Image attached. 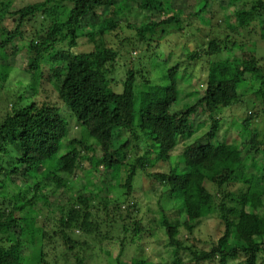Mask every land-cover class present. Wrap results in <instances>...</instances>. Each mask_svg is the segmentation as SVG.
I'll list each match as a JSON object with an SVG mask.
<instances>
[{
    "label": "trees",
    "instance_id": "1",
    "mask_svg": "<svg viewBox=\"0 0 264 264\" xmlns=\"http://www.w3.org/2000/svg\"><path fill=\"white\" fill-rule=\"evenodd\" d=\"M15 1L0 0V264H50L56 248L85 264L87 249L101 252L104 242L120 244V264L124 246H139L150 227L132 199L117 235L108 218L93 217L92 198L104 195L107 212L110 192L121 187L133 197L135 184L152 177L160 226L177 251L190 252V264H264V0H198L186 13L172 0H38L20 8ZM129 3L139 23L123 12ZM191 37L193 51L184 43ZM198 63L203 89L178 110L186 84L179 75ZM238 105L249 111L244 140L218 141L217 116ZM199 111L208 132L173 157L200 127ZM86 159L95 175L80 174L81 191L61 205ZM158 163L167 171L152 172ZM171 211L184 216L189 234L208 212L215 217L209 250L176 239ZM148 260L135 264H164Z\"/></svg>",
    "mask_w": 264,
    "mask_h": 264
},
{
    "label": "rangeland",
    "instance_id": "2",
    "mask_svg": "<svg viewBox=\"0 0 264 264\" xmlns=\"http://www.w3.org/2000/svg\"><path fill=\"white\" fill-rule=\"evenodd\" d=\"M38 0H16L14 6L16 8L23 7L29 3L36 2ZM198 0H172V5H174V10H181L182 13H186L187 11L190 12L191 8L195 11L194 5L197 4ZM228 0H221L220 5L227 4ZM208 9H211V6H209ZM123 12L127 14V18L129 21L134 23L140 22V15L139 10L136 8H133L131 3L128 4L126 8L123 9ZM119 16L121 13L118 14ZM202 17H207V12L202 14ZM6 23H9L7 21ZM183 33L189 32L186 28H182ZM222 35V34H220ZM253 37V36H252ZM255 38H258V35L254 36ZM196 40L194 38H189L188 40H184V43L188 42L187 49L189 51L196 50ZM245 41L244 49L248 48L252 45L253 38H249V40L243 39ZM253 40V41H252ZM182 42V41H181ZM264 45H262V48ZM261 54H264V52H261ZM201 63H198L197 66L193 69L190 68L188 73L190 72L191 75L187 72H183L179 75L181 81L184 83V89L183 93L180 94L179 97V103L177 106L178 110H184L186 107H189L193 105L196 98L199 96L195 93V90H202L203 89V83L206 80L205 72L203 71L204 64L200 65ZM16 65L23 66L24 62H21L19 58H17ZM203 66V67H202ZM242 85L239 89V92H243L244 94L247 93V88L243 89ZM5 95L3 94L0 100H4ZM253 100V98H251ZM5 111H2L0 109V116L4 114ZM249 111H247L243 105L234 106L228 110H224L222 114L218 115L217 119L220 120V130L217 135L218 141H225L229 143L238 142L244 140L245 137V127L242 125V120L245 115H248ZM200 125V127L196 130V132L192 135V137L188 140H186L184 143L180 144L175 151L171 153L173 157L179 155L183 149V146L186 144L192 143L194 140H201V138L208 132L210 127V121L207 118V115L202 112H196V114L193 117V127H196V125ZM202 143H207V141H202ZM253 151L251 150L250 153ZM93 154L87 153V155L90 157ZM93 168V163L91 160H84L81 161L76 169V173L73 177L77 179L72 187H69L67 192L65 194L61 195V200L59 201L61 205L68 199H74L79 191L82 189L83 182L79 180L80 174L89 173V176L92 177L95 175V173L90 171ZM97 169H102L101 167H97ZM168 169L167 164L165 163H158L153 166L152 172L157 173L160 171L166 172ZM82 175V176H83ZM86 177V176H85ZM157 180L155 177H152L149 182L146 180L140 179L136 185V190L133 197H125V190L121 187L114 189L112 192L106 196L108 204H107V212H105V209L103 207V200L101 196H93V200L91 202L92 206H94L93 210H91L93 217L95 216L98 218L100 216L101 219L108 218L109 220V228L110 230H113V233L120 234L122 225L128 224V221L126 220V214L125 211L128 208V205L126 202H128L129 205H132V202L130 200L133 199L134 202H137L141 206L142 210V219L143 221L150 227V231L144 234L142 240L139 243V246H135L132 244H126L124 248L122 249V253L119 257V263L120 264H135L136 259H139L144 255V257H148L153 262H161L164 264H190L192 261L190 252L186 249H180L179 251L176 250V247L174 245H171L169 243L168 237L165 234V230L160 226L161 218L160 214L158 213L159 208L157 206V200L159 196V192L155 190V188L158 187ZM156 183V184H155ZM153 184V186H152ZM155 187V188H153ZM210 187V186H209ZM98 190V189H97ZM96 189L93 190V193H99ZM123 202V203H121ZM60 205V204H59ZM60 205V206H61ZM115 205H120L121 210V217L117 218L116 212L114 211L113 207ZM63 207V206H61ZM131 212L133 213V216L136 214L135 209L132 208ZM262 213H260L262 224L264 225V208L262 209ZM108 215V216H106ZM205 215V214H204ZM170 222L174 224V221L178 219L179 225L175 226L176 228V239L181 242L183 245L191 247L195 246L197 247V250H204L207 251L211 247V242L215 241L217 239L216 236V223L217 220L215 217H212L210 213L206 214L201 218L198 223L195 224L193 227L191 234H189V230L183 225L184 222V216L183 215H177L176 211L174 212H168L167 214ZM141 215L138 214V218H140ZM107 227H102L101 229V235L99 237H102L105 235V231ZM174 234V232L172 231ZM76 235H80L78 232L75 233ZM110 235V234H109ZM131 235V234H130ZM111 236V235H110ZM117 237V236H116ZM104 238V237H103ZM109 238H113L112 236ZM187 238H189L190 242H186ZM116 240V239H114ZM103 251H98L96 249L94 252H91L88 248L86 251V254H88L85 258L84 263L85 264H117L116 259L114 258L117 255V252L120 251V244H117L116 242H104L102 246ZM74 257L70 255V257H65L63 255V252L60 248H56L55 250H52L49 255V262L50 264H75ZM181 260L179 263L178 261ZM242 259L241 258H230L226 261V264H238L240 263ZM214 264H220L219 261L215 260Z\"/></svg>",
    "mask_w": 264,
    "mask_h": 264
}]
</instances>
